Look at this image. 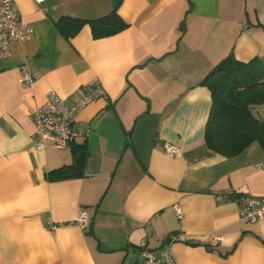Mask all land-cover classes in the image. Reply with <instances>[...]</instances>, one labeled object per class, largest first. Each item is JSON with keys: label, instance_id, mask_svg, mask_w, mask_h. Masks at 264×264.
Segmentation results:
<instances>
[{"label": "crops", "instance_id": "crops-1", "mask_svg": "<svg viewBox=\"0 0 264 264\" xmlns=\"http://www.w3.org/2000/svg\"><path fill=\"white\" fill-rule=\"evenodd\" d=\"M34 37L0 58V264H138L139 240L171 236L177 264H264V217L240 219L236 196H264L253 141L227 157L207 148L211 95L200 80L230 51L264 61V0H14ZM128 24L66 38L63 16L113 8ZM23 72L40 74L22 82ZM97 79L106 95L77 113L66 148L34 147L32 112L54 90L70 101ZM264 118V102L252 105ZM85 144L82 177L48 180ZM173 144L178 154H166ZM182 217L175 214L174 205ZM90 223H72L79 210ZM51 220L56 228L47 227ZM217 238L213 245L211 239Z\"/></svg>", "mask_w": 264, "mask_h": 264}, {"label": "trees", "instance_id": "trees-1", "mask_svg": "<svg viewBox=\"0 0 264 264\" xmlns=\"http://www.w3.org/2000/svg\"><path fill=\"white\" fill-rule=\"evenodd\" d=\"M116 7L106 14L91 19L63 16L57 22L58 30L69 38L84 24H88L93 38L116 34L128 25ZM253 57L238 60L229 52L200 80L211 95L204 129L207 148L231 157L239 154L253 141L264 148V118L252 113V105L264 102V61ZM72 162L46 172L48 180L82 177L88 149L85 144L71 145ZM168 239V238H167ZM165 239V241H167Z\"/></svg>", "mask_w": 264, "mask_h": 264}, {"label": "built area", "instance_id": "built-area-1", "mask_svg": "<svg viewBox=\"0 0 264 264\" xmlns=\"http://www.w3.org/2000/svg\"><path fill=\"white\" fill-rule=\"evenodd\" d=\"M13 5L14 0H0V58L10 55L12 42L31 39L35 34L34 28L23 21L21 14ZM39 77L40 74L37 73L23 72L19 79L22 82L33 83ZM46 93L45 102L37 106L32 112L35 148L47 146L58 149L66 148L74 138L73 124L77 113L87 103L106 95L104 88L97 79L83 85L81 91L70 101L52 89ZM177 150V146L166 144L164 152L169 156H174L178 154ZM256 165L264 173V158L259 159ZM235 201L239 204L237 212L241 220L249 223L264 217V196H236ZM174 209L177 217L181 218L182 213L177 204L174 205ZM89 217L88 212L81 209L77 218L71 222L82 228H87L90 223ZM47 227L54 230L56 224L48 220ZM173 239H176L175 236L167 239L157 250L151 249L144 239L139 240L141 259L138 264H177L170 247ZM211 243L215 245L217 238L211 239Z\"/></svg>", "mask_w": 264, "mask_h": 264}]
</instances>
